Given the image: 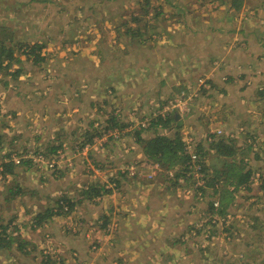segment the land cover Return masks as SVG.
I'll use <instances>...</instances> for the list:
<instances>
[{"label":"rangeland","instance_id":"obj_1","mask_svg":"<svg viewBox=\"0 0 264 264\" xmlns=\"http://www.w3.org/2000/svg\"><path fill=\"white\" fill-rule=\"evenodd\" d=\"M179 1L184 7L182 10H187L190 14L188 18L170 9L174 6L172 2L180 3ZM189 1L0 0V41H8L7 44L20 59L10 70L0 72V120L14 119V116L7 119L11 114L3 104H26L29 107L27 116L31 122L30 133L35 138L30 146H11L9 143L19 131H6L9 137L5 140L7 146L0 141V171L2 167L6 171L5 164H8L29 168V172L33 173L31 179L47 183L48 186L56 182L61 184L60 181H64L61 177L74 184L73 187L58 189L60 192L57 194V191L53 192L56 203L52 207V217L56 221L51 222H60L71 228L72 234L68 238L72 242H79V245L75 247L74 244L60 240L51 225L44 224L37 229L40 236L35 237V263L31 264H120V260H134V264H264V190L261 188L262 181L256 180L259 174L264 177V139H258L254 144L247 139L251 134L249 129L250 133L246 134L238 129L243 125L233 129L215 126L212 127L215 131H209L210 126H203L205 122L200 124V120L206 119V116H202L198 110H201L203 104H211L205 93L211 91V85L208 84L202 90L199 89V84L202 80H206V83L208 80L213 82L212 76L223 69L224 60L215 59L211 72L200 75L195 62H191L187 70L197 72L194 74L195 78L183 83L177 82L174 86L168 84V91L148 95L140 106H125L118 94L120 90L112 86V81L118 74L135 76L128 72L131 71L133 58L151 57L157 53V41L168 35L176 36L181 31L180 24L183 25L184 20L202 22L204 18H209L212 22L217 19L213 14L217 10L220 14H226L229 23L233 25L234 21L246 20V14L252 15L251 6L235 11L231 7L233 0H226V3L223 0H204L203 8L197 9L193 6L191 9L187 8L189 4L196 2ZM254 4L260 10L256 19L264 25V0H255ZM135 11L140 15V20L144 18L137 31L141 36L135 39L137 32H134L129 38L114 41L111 32L118 26H122V32L126 29L131 33L127 26L122 29V23H133ZM120 12L122 17H119ZM230 15L234 16L233 21ZM186 31L183 30L184 33ZM11 38L14 41H9ZM38 39L47 43V61L36 65L32 56L23 54L24 48L19 49V44ZM139 40H142V45ZM235 44L237 46L231 48L234 52L238 45L241 46L240 54L235 55L232 61H238V69L242 70L239 75H248L251 82L264 78V55L257 54V43L247 47L243 41ZM245 47L248 50L247 56L243 52ZM153 48L155 49L152 50ZM253 54V58L256 55L257 59L247 63ZM163 62L170 63L168 59ZM163 62L160 69L166 70L168 65ZM147 66L149 64L145 61L136 68L139 71L144 68L149 72ZM17 71H20L19 75L13 77L11 74ZM170 92H174L172 96L168 95ZM175 100H182L188 111L174 109L168 115L176 114L184 120L180 134L184 135L185 141L194 138L193 149L196 148L202 157L203 168H209L214 178L217 170L218 177L222 175L217 178L218 190H223L227 169L217 151L210 147L211 134L218 135L215 140L226 139V142L231 139L227 136L234 135V143L236 142L240 153L233 158L242 165L245 172L251 170L254 174L249 182H253L252 191L242 185L232 194L226 226L223 219L208 212L207 204L215 200V195L211 187L202 188L205 186L201 185L203 177L193 169H163L151 160L143 165L135 162L119 165L109 162L110 159L103 156L109 153L107 146L111 143L118 144L121 148L128 146V141L123 142L125 135L159 116L167 115L166 105ZM218 102L219 99L213 104H220L221 107L226 105ZM86 103L94 104L93 113L106 110L105 113L112 115L114 112L113 116L117 120L115 124L126 125L125 128L110 127L107 130L112 124L105 121L103 125L98 122L94 125L96 119L85 125L79 122L81 117L78 116L94 118L89 115V109L82 110L80 107V111L74 114L76 120L72 121L73 116H69L72 110H65L64 106ZM69 122L70 125L76 122L77 126L71 128ZM89 122L93 123L90 128ZM60 124L70 131L57 137L55 128ZM16 125L6 126L11 129ZM0 126H3L2 121ZM175 126L177 125L172 122L169 127L161 126L158 129L165 134L170 130L174 131L177 128ZM23 127L20 125L18 128ZM103 138L106 141L101 142ZM14 155L22 157V164L13 163ZM9 166L8 171L11 170ZM210 170L207 174L212 178ZM4 173L0 182L4 180ZM177 174L180 175L178 178ZM161 175L165 178L162 188L159 185L163 179ZM124 178L128 179L121 182ZM143 178L148 181L142 180ZM228 185L231 189L235 187L232 183ZM58 187L62 188L63 185ZM92 187L103 190V194L91 199L83 191ZM105 190H110V193ZM127 191H130L129 198L125 196ZM80 197L87 199L81 212L78 214V210L74 209L65 218L58 204H65V198L72 201ZM111 207L115 208L113 215L117 213L118 216L104 227L99 218L103 211L109 214L106 211ZM121 218L135 222L136 239L130 235L117 243L116 233L120 228ZM127 227L130 228L131 224L128 223ZM73 235L77 237L71 239ZM135 240L145 247L144 252L137 253L142 251V246ZM99 243L101 245L97 246ZM175 247L177 248L174 249ZM172 249L177 252H171ZM202 250L206 252L202 253ZM168 255H172L174 259L171 258L170 261ZM13 259L17 261L16 258ZM3 263L10 262L4 260Z\"/></svg>","mask_w":264,"mask_h":264},{"label":"crops","instance_id":"obj_2","mask_svg":"<svg viewBox=\"0 0 264 264\" xmlns=\"http://www.w3.org/2000/svg\"><path fill=\"white\" fill-rule=\"evenodd\" d=\"M203 1L204 0H196L193 5L189 4L187 8L191 9V6L195 7L196 9L203 8ZM254 1L255 0H243L241 6L239 4L233 5V2H231V7L235 8V11L237 12H239L244 7L251 6L250 8L252 9V15L246 14V17L248 16L246 20L242 19L241 21L239 20V22L234 21L233 25H231L229 23V17H227L226 14L218 13L217 10L213 12L217 19H214L212 22L209 21V18H204L202 22H193L191 19L184 20V24H180L181 31H179L176 36L168 35L157 41L159 43L157 47L159 51L157 53L152 54L151 57L133 58V65L130 68L131 71L128 70V72H131V74L135 76L128 77L126 76L130 75L128 73L123 75L118 74L117 78L112 81V86L115 87V89L120 90L118 94L119 96L121 95L120 99L123 101L125 106H140V103L143 102L148 95H153L160 91H168V84L171 86L173 84L174 86L177 82L183 83L187 80L191 81L192 78H195L194 74L197 72H200L198 75L202 74L203 72H211L214 66L213 62L218 58L224 60V66L223 69L221 68L222 70H220L218 73H214L212 76L213 82L212 80L207 81V84L211 85V89H209L211 91L206 90L209 92L205 93H207V97L209 98L208 100L211 102V104H203L201 106V110H198L202 116H206V119L200 120V124L203 125L205 122L203 126H207V128L210 126L209 131H215L212 129V127L215 126L221 128L225 126L229 129H233L239 125H243L244 127H247V130L249 129L251 133L260 135L264 139V78H261V80L254 79L251 82L248 75H239L240 71L242 70L238 69V61L235 60V63L232 61H234L235 55L237 56L240 54L241 46L238 45V48L235 49L236 53L231 49L232 46H237L235 44L237 41H243L246 47L252 43H257V46H259L257 51L259 53L257 54L264 55V25L260 24L256 19V16H258V12H260V10L258 6H255L256 4H254ZM189 2H191V0ZM172 3H174V6L170 9L176 10V13H182V17L188 18L190 14L187 10H182L184 7L181 2ZM212 8V10H214L213 6ZM134 15H137V11H135ZM122 16L123 14L121 13L119 17ZM194 16L196 17L197 15ZM230 16L232 17V19H230L233 21L234 16ZM140 24L136 23L134 19L133 23H122V29H124V26H127L130 28L129 30H131V33L127 32L126 29L125 32H122V26H118L114 29V31L111 32L114 35L113 40H123L130 34L132 35L134 32L139 31ZM184 29L187 30L185 33L183 32ZM140 36L141 35H139L137 32L135 39ZM139 43L141 44L142 40H139ZM126 44L129 45V42H126ZM246 47L244 48L243 52L247 56L248 50ZM154 49L155 48L152 50ZM253 57L254 54L251 55L250 58L252 59L247 63H252L253 60H255L256 55L255 58ZM166 59H168L170 63L163 62ZM145 61L149 64V67H146L148 68L149 72H147L144 68L140 69V72L136 66L140 67L142 63H145ZM162 62L164 65H168L166 70L160 69L162 67L160 66ZM191 62H195V66L199 69L197 72H188V64ZM242 63L243 62H241V65ZM244 63H246V61H244ZM210 81L211 83H209ZM205 87L206 86H202L199 87V89L203 90ZM169 91L172 90L170 89ZM173 93L174 92H170L168 95L172 96ZM92 98L91 101L93 102L94 100ZM218 99V103H221L222 105L226 103V105L221 107L220 104H213ZM3 105L4 108L6 107V109L10 111L9 113L11 114V117H8L7 119H12L13 116L14 119L12 121L0 120L3 122V126H0V141L3 142L5 146H7L5 144V140H7L9 137L7 136L6 131H19V134L14 135L13 137L15 138L9 144L11 146L17 145L24 147L32 145V143L35 141V138H32L33 134L30 133L31 125L29 123L31 122H29V118L27 116L29 107H27L26 104L14 105L9 104V102L8 104ZM78 107H80L82 110L89 109V115H93L94 119L78 116L81 117L79 122L84 123L85 125L88 123V121H93L95 119L94 125L97 122L103 125L105 124V121L108 120L107 115L109 114L105 113L106 110H100L98 113L95 111L93 113L92 109L94 104H66L64 109L66 110L67 108L70 111L72 110L73 115H70L69 113V116H73L72 121L73 119L76 120L74 118V114H76L77 111H80ZM1 118L2 116H0V119ZM178 119L181 120L182 124L184 121H182V117H178ZM16 120H18L19 123H14ZM75 123L76 122H73V124L70 125L69 122V126L71 128H73L75 125L77 126ZM89 123L90 128L93 123ZM10 124L12 126L15 124L17 125L15 128L9 129L7 126ZM20 125L24 127L18 128ZM55 129L57 137H61V135H64V133H68L70 131L62 124L56 126ZM159 131L160 130L158 129V133L162 134L161 131ZM175 131L176 129L174 131L170 130L168 133L165 132V134L172 136ZM67 135L68 134H66V137ZM125 136L126 137L123 142L128 141V146L125 145V148H121L118 147V144L111 143L107 146L109 148V153L103 156L106 159H110L109 162H114L115 164L119 165H127L133 162L138 163L139 165L149 163V159L145 156L140 144L135 141L133 134L129 132ZM142 136L144 139H150L155 136V133L154 131L149 130L145 131V133H142ZM5 166L6 171L4 180L0 182V196L2 197H0V232H4L2 237H5V239L0 242V255H3L2 257L0 256V264H5L3 263L4 260H8L10 262L9 264L35 263L36 252L34 253V247L37 248V241L35 240V237L40 236L39 233H37V229L39 227L42 228V226L47 223L51 225L53 232L60 240H63L70 245L74 244L75 247L76 245H79V242H72L69 240L68 236L72 233L68 226H65L63 223L61 224L60 222L56 224L52 223L56 221V219L52 217V207L56 203V200L53 198V192L57 191L55 193L57 194L60 192L58 189L73 187L74 184L61 177L65 182L68 183L60 181L61 184L56 182L52 183L51 186H48L47 183H40L31 179L33 173L29 172V168L26 169L25 167H15L12 165L9 166L8 164H5ZM8 166L11 168V171H8ZM161 176L163 179H161L159 185L162 188L165 178L164 175ZM127 179L128 178H124L121 180V182ZM142 180L148 181L144 178ZM58 185H63V187L59 188ZM138 188L141 187L139 186ZM80 191H78L79 195L82 196ZM129 192L130 191H127L125 194L127 198H129ZM72 201L75 203V209L78 210L79 214L83 205L87 202V199L80 197V199H74ZM137 201L139 202L138 199ZM106 212H109V214H105V211H103L101 217L109 216L111 220H114L115 216H118L117 213L115 216L113 215L115 212L114 207L109 208V210ZM119 222L120 228L116 233L117 243L126 240V238H128L130 235L131 238L136 239V237H138L134 229V221L128 222L121 218ZM128 223L131 224L130 228L127 227ZM148 235H150V233ZM75 237L77 236L71 237V239H74ZM138 241L136 242L140 244ZM176 248L177 247L174 249ZM174 249H172L171 252H177L174 251ZM140 250L142 251L137 253L144 252L145 247L142 246ZM83 251L85 252L86 250ZM168 257L170 258V261L174 259L172 255H168ZM13 258H16L17 261H15ZM119 263L134 264V260H130V262H124L120 260Z\"/></svg>","mask_w":264,"mask_h":264},{"label":"trees","instance_id":"obj_3","mask_svg":"<svg viewBox=\"0 0 264 264\" xmlns=\"http://www.w3.org/2000/svg\"><path fill=\"white\" fill-rule=\"evenodd\" d=\"M223 3H226V0H223ZM243 0H233L234 5L239 4L241 6V3ZM239 9V8H238ZM148 14V12H147ZM140 15H134V21L136 23H141L143 19L141 18L140 20ZM14 41L12 38L9 39V41ZM8 41H0V72L2 70H10L12 67H14L15 63L19 62L20 59L19 57L16 56V52L12 50V48L9 47V44H7ZM46 42L39 41V40H34V42H25L19 44V49H23V54H28L33 57L34 62L36 65H39L43 63L44 61H47L46 58ZM11 46V45H10ZM20 71H17L13 74H11L13 77L18 76ZM211 83V81L209 82ZM114 114V112H113ZM109 114V118L107 121H109L112 125L107 127V130L110 127H120L121 129L125 128L126 125H118L115 124L116 117ZM113 116V117H112ZM174 122L177 126L176 132L174 133L173 136H169L166 134H160L158 133V128L163 127L167 128L169 127V124ZM118 123V122H117ZM180 128H181V121L178 119L177 115H167L165 117L159 116L155 119H153L147 127L140 126V128L133 129L131 133L133 134V137L135 141L140 144V146L143 149V152L145 156L153 161L154 163H157L160 165L163 169H180L181 167L187 168V164L189 163L190 157L188 155V150L186 148V141L184 135L180 134ZM242 130V133L246 134L249 131L247 130L246 127H240ZM238 128V129H240ZM149 131L152 130L155 133V136L150 139H144L142 136L143 131ZM99 133V132H98ZM250 133V132H249ZM99 136L101 137L102 135L99 133ZM217 134H211L210 138L211 143L210 147L215 149L218 153V157L223 159L224 166L227 169L225 173V178L226 182L224 183L223 190H218V186H216L218 179L222 175L218 177V170L215 171V178L213 177V173L211 171V177H208L209 172L208 169H204V179H205V186L202 188H208L211 187V190L213 191L215 195V200L212 202H209L207 204L208 207V212L211 215H217L221 219L224 220V225H227V212L230 206V202L232 199V194L234 195V192L237 191L240 186L246 185V189L248 191H252L251 189V184L249 183L251 181V177L254 176L253 172L251 170H248L245 172V170L242 168V165L237 163L235 157L237 154L240 152L236 148V145L234 143L236 138L235 136L230 139V142H226V139H218L215 140L217 137ZM252 136V137H250ZM247 139L251 140L254 144L256 141L262 140V137L260 135H256L254 133H251L247 136ZM91 140V138H89ZM252 143V144H253ZM56 149V148H55ZM11 171V170H10ZM7 173V172H6ZM5 174V173H4ZM178 175L176 178H178ZM261 180V188L264 190V177L263 175L259 178ZM228 183H232L234 189L228 188ZM201 188V189H202ZM206 191V190H205ZM105 192H109L110 190H105ZM104 192V193H105ZM85 194H89V197L92 199L93 197H99L103 194V190L98 189V188H90L89 190H84ZM218 194V195H216ZM61 206V213H63V216L66 218L68 217L75 209V203L73 201L68 200L65 198V204H58ZM53 212V209H52ZM102 221V224L104 227L108 226L111 223V218L109 216H102L99 218ZM255 227V226H254ZM4 228V227H2ZM71 230V228H70ZM228 231V230H227ZM4 234L0 232V242L5 239V237H2ZM237 234V233H236ZM101 245L100 243L97 245ZM248 247V246H247ZM205 248V247H203ZM206 250H202V253H205ZM248 256V255H247Z\"/></svg>","mask_w":264,"mask_h":264},{"label":"built area","instance_id":"obj_4","mask_svg":"<svg viewBox=\"0 0 264 264\" xmlns=\"http://www.w3.org/2000/svg\"><path fill=\"white\" fill-rule=\"evenodd\" d=\"M208 84L206 83V80H202L199 84V87H202V86H207ZM166 113L167 115L170 113L171 110H174V109H178L179 111H183V112H186L188 111V108L186 106V104H182V100H175V101H170L169 104L166 105ZM165 115V116H167ZM163 116V117H165ZM149 125V123L146 125V124H143V127H147ZM219 134H222L220 131L218 132ZM230 138L234 137L233 136H229ZM103 141H106V138H103L101 142ZM193 143H194V138H189L187 141H186V148L188 150V155L190 157V160H189V163L187 164V167H189L190 169H193L196 173L199 174V176L202 178L201 181V185H205L204 183V173H203V164H202V157L200 156V154L198 153L197 149H193ZM12 161L14 164L16 165H20L22 164L23 162V159L22 157H19L17 155H14L13 158H12ZM202 170V171H201ZM4 171V168L2 167L1 168V171H0V179L3 175V172ZM258 178H256V180H259V178L261 177L260 174L257 176Z\"/></svg>","mask_w":264,"mask_h":264}]
</instances>
